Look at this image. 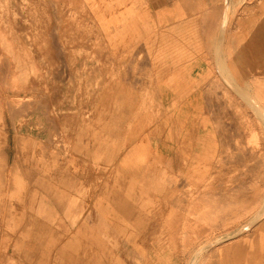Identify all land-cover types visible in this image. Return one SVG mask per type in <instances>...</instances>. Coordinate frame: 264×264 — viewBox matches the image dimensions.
<instances>
[{
  "label": "rangeland",
  "instance_id": "374dc122",
  "mask_svg": "<svg viewBox=\"0 0 264 264\" xmlns=\"http://www.w3.org/2000/svg\"><path fill=\"white\" fill-rule=\"evenodd\" d=\"M229 2L195 0L196 13H208L203 22L195 15L194 38L201 41L195 54L210 66V110L196 111L192 128L172 126L174 112L153 110L147 93L144 109L131 115L134 125L115 127L122 134L118 152L139 134L166 133L172 164L159 173L169 183L146 192L145 206L129 208L122 236L100 240L99 254H68L66 264H264V0ZM128 54L112 50L81 0H0V163L12 150L3 120L13 118L23 152L33 148L37 158L41 147L62 150L68 173L77 162L105 165L87 152L111 139L107 124L119 96L135 102L130 84L152 78L129 79ZM43 118L58 119L60 127H42ZM29 119L38 125H27ZM158 119L168 126H153ZM43 130L44 138L36 133ZM24 240L11 233L0 239V264H49L27 254Z\"/></svg>",
  "mask_w": 264,
  "mask_h": 264
},
{
  "label": "crops",
  "instance_id": "0c3cea01",
  "mask_svg": "<svg viewBox=\"0 0 264 264\" xmlns=\"http://www.w3.org/2000/svg\"><path fill=\"white\" fill-rule=\"evenodd\" d=\"M81 1L112 50L129 52L123 59L130 64L129 79H136L137 74L152 78H138L141 79L138 86L130 84L131 93L137 96L135 102L123 96L116 101L117 107L107 124L114 128L110 130L111 139L103 143L101 150L87 152L104 157L105 165L101 167L77 162L75 170L68 173L67 156L62 150L41 147L37 158L33 148L25 153L21 150L20 138L12 134L18 119L3 120L1 125L8 128L12 150L2 153L0 163V239L8 233L17 239L25 238L26 253L36 255L37 259L45 256L49 264H66L68 254H73L75 260L83 253L99 254L100 248L96 246L102 243L100 240L116 234L122 236L120 231L130 222L129 208L145 206L141 197H146V192L160 191L169 183L170 176L164 178L159 173L161 166L165 174L169 173L172 164L173 145L164 141L165 132L163 136L156 135L157 130L139 134L124 150L117 149L122 134L115 127L133 124L131 115L144 109L141 107L143 95H154L153 110L174 112V118L168 123L172 126L176 122L192 128L195 112L206 114L211 108V96L205 84L210 66L195 54V46H200L201 41L194 38L195 15L200 14L201 22L208 15L206 9L196 13L195 0ZM37 121L42 127H60L58 119ZM27 123L38 125L34 119ZM168 124L165 119H158L152 125L166 127ZM36 133L46 136L45 130ZM209 134V130H204V157ZM47 154L52 155V161ZM24 158L26 162L21 164ZM46 162L51 166L48 171L44 167ZM100 175L101 183L96 178ZM83 239L90 240L91 249L84 250Z\"/></svg>",
  "mask_w": 264,
  "mask_h": 264
},
{
  "label": "bare ground",
  "instance_id": "6f19581e",
  "mask_svg": "<svg viewBox=\"0 0 264 264\" xmlns=\"http://www.w3.org/2000/svg\"><path fill=\"white\" fill-rule=\"evenodd\" d=\"M226 1H227V3H230V2H229L230 0H225V2H226ZM227 5H229V4H227ZM228 9H229V8H228V6H227V8H226V12H225L226 15L228 14ZM226 20H227V16H225V22H226Z\"/></svg>",
  "mask_w": 264,
  "mask_h": 264
}]
</instances>
